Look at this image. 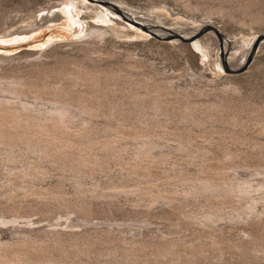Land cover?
<instances>
[{"label":"rangeland","instance_id":"374dc122","mask_svg":"<svg viewBox=\"0 0 264 264\" xmlns=\"http://www.w3.org/2000/svg\"><path fill=\"white\" fill-rule=\"evenodd\" d=\"M98 1L0 0V82L75 112L0 133V264H264V0Z\"/></svg>","mask_w":264,"mask_h":264},{"label":"bare ground","instance_id":"6f19581e","mask_svg":"<svg viewBox=\"0 0 264 264\" xmlns=\"http://www.w3.org/2000/svg\"><path fill=\"white\" fill-rule=\"evenodd\" d=\"M60 1L65 2V0H60ZM98 2L102 3V5L106 7L107 11L109 10L113 14H117L121 17L123 14H126L133 19L134 18L137 20L139 19V18H136L135 16L130 15L129 13H126L120 7L114 5L112 2H110L108 0H99ZM51 7H53V6H51ZM43 9H45V8H40L38 11L43 10ZM49 11H50V7L47 8V13H46L45 17H43V18H47L48 16H51V19H49V20H55L57 18L56 17L57 15L56 14L50 15ZM74 20L79 21L75 18H74ZM129 22L134 23V21H132V20H130ZM139 22H141L143 25L145 24L143 20H141ZM30 25H32V24H30ZM90 26H91L89 28L90 30L85 34V36L99 37V36L104 35L108 30L102 26H97V25H92V24ZM146 26L152 27L148 23ZM205 26L206 25H204L203 28H205ZM23 32H27V31H22V32L16 31L14 33H23ZM262 36H264V35H259L255 38L256 44L258 43V41L260 39H264ZM208 37L210 38V40L214 41L215 43H218V36L214 31H213V33H210L208 35ZM172 39L173 40L177 39L178 41H180V40L185 41L184 38H178L176 36L173 37ZM184 43H186V42H184ZM222 44H223V51H224V55H225V54H227L229 42L227 40H225V41L223 40ZM253 50H254V48H252V46H250L249 49L244 54V58L238 63L236 68L241 67L246 62L247 58L252 53L251 51H253ZM217 54L219 56V49H218ZM0 58H2V57H0ZM225 64L229 66V62L226 60H225ZM90 72L91 71H73V72H68V75L67 74H65V75H67V77L69 79H73V80H77V79L78 80H80V79H83V80L87 79L88 80V79H91L92 77H94L93 73H90ZM7 79L8 80H6L5 82H0V85L2 86V90L9 92V94L10 93H13V95L15 94L16 96H13V97H14V99H15V97H17L16 98L17 101L13 100L12 96H11L12 98H10V97L4 98L3 96L0 97V133L3 132L6 134L18 133V134H22V135L23 134L33 135L38 131L46 130V132H47V129L49 130V128L51 126L52 127L53 126H55V127L59 126V128L57 127L58 129H60V127L64 128L66 126L65 124L70 119H72L74 117L75 112H73V110L71 109L72 106L69 107V105L66 104V101H64V99H62L63 96H58L57 98H54L52 104L50 103L51 105H45V106L40 107L38 104H33V105L31 103L28 104V103H25V101L24 102L21 101L22 99L21 100L19 99L20 98L19 94H21L25 90H29V89H34L35 92L37 93V92L41 91L40 88L38 87V85L23 82V79L18 77V76H9ZM21 79H22V81H21ZM34 90H32V91H34ZM58 93H60V95L62 94V92H58ZM21 97H22V95H21ZM86 110H87V108L83 106L80 108V111L78 110V112H84ZM83 129L86 130V128H83ZM140 137H142V136H140ZM147 140H148V138H147ZM151 142H153V141H151ZM203 182L200 183V184H202V187L200 186L201 188H199L200 190L203 189V191H204V189L206 190L207 188L211 189L212 184H209L207 182L203 183ZM216 186L217 185L213 186L212 189H215V188L217 189V187H219V186H217V187ZM240 192H242L243 194L248 192L247 187L240 188ZM210 217H212V216H210ZM16 264H23V263L17 261ZM29 264H38V263H29Z\"/></svg>","mask_w":264,"mask_h":264},{"label":"water","instance_id":"95a60500","mask_svg":"<svg viewBox=\"0 0 264 264\" xmlns=\"http://www.w3.org/2000/svg\"><path fill=\"white\" fill-rule=\"evenodd\" d=\"M145 29L148 30V28H145ZM207 30H213L217 34V36H218L219 57L222 60L223 69L225 70V72L228 73V74H238V73L242 72L245 69V67L250 63L252 54H250V56L247 58V60H246V62H245V64L243 66L238 67V68H231L230 66H228V65L225 64L223 44H222V42H223L222 34L220 33V31L216 27H214V26H212L210 24H208V25L205 26L204 31H207ZM148 31L151 32L150 30H148ZM151 33L154 36L160 38V36H158V34H156L154 32H151Z\"/></svg>","mask_w":264,"mask_h":264}]
</instances>
